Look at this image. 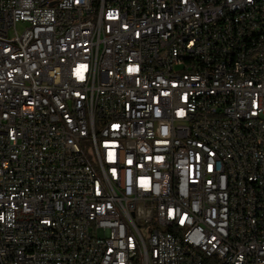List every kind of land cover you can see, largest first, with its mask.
Wrapping results in <instances>:
<instances>
[{
  "label": "built area",
  "instance_id": "2783aa9c",
  "mask_svg": "<svg viewBox=\"0 0 264 264\" xmlns=\"http://www.w3.org/2000/svg\"><path fill=\"white\" fill-rule=\"evenodd\" d=\"M212 1L0 0V264H264V0Z\"/></svg>",
  "mask_w": 264,
  "mask_h": 264
},
{
  "label": "bare ground",
  "instance_id": "6f19581e",
  "mask_svg": "<svg viewBox=\"0 0 264 264\" xmlns=\"http://www.w3.org/2000/svg\"><path fill=\"white\" fill-rule=\"evenodd\" d=\"M216 6H224V0H216ZM199 7H202V9H214V1L199 0Z\"/></svg>",
  "mask_w": 264,
  "mask_h": 264
},
{
  "label": "snow or ice",
  "instance_id": "6c2138e0",
  "mask_svg": "<svg viewBox=\"0 0 264 264\" xmlns=\"http://www.w3.org/2000/svg\"><path fill=\"white\" fill-rule=\"evenodd\" d=\"M130 71H131V69H130ZM129 163H131V161H129ZM181 222H183V221H181Z\"/></svg>",
  "mask_w": 264,
  "mask_h": 264
}]
</instances>
